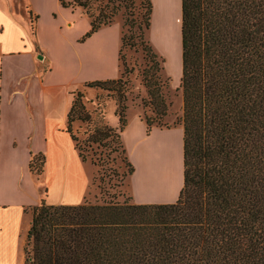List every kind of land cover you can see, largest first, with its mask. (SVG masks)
<instances>
[{
    "label": "trees",
    "instance_id": "trees-1",
    "mask_svg": "<svg viewBox=\"0 0 264 264\" xmlns=\"http://www.w3.org/2000/svg\"><path fill=\"white\" fill-rule=\"evenodd\" d=\"M91 1L60 0L87 10L91 27L81 41L103 25L90 13ZM142 2L150 28L152 1ZM144 50L152 63L143 72L150 97L144 105L161 118L167 109L159 73L164 58L149 43ZM120 60L119 78L85 85L117 93L122 132L127 106L117 85L129 70L121 52ZM181 62L184 184L178 199L51 204L42 198L25 208L31 220L24 264H264V0H182ZM90 118L77 90L65 130L82 161L72 124ZM145 120L149 134L155 119ZM124 159L132 174L134 165ZM37 160L40 175L46 159L33 155L31 170Z\"/></svg>",
    "mask_w": 264,
    "mask_h": 264
},
{
    "label": "rangeland",
    "instance_id": "rangeland-1",
    "mask_svg": "<svg viewBox=\"0 0 264 264\" xmlns=\"http://www.w3.org/2000/svg\"><path fill=\"white\" fill-rule=\"evenodd\" d=\"M81 10L90 18L86 9L81 7ZM89 11L103 22L102 27L108 26L99 35L86 38L78 44L75 43L74 37L82 33L84 28V21L81 20L78 27L72 31L64 30V33L58 35H51V33L46 32L43 48V51L48 57L52 58L54 63L51 74L52 81L72 82L75 88L71 90L73 98L74 92L77 90L83 93L86 111L89 112L91 118L86 122L82 120L74 121L72 128L86 156V161H82L81 158L78 159V155L72 149L66 160L65 170H63L64 161L58 155L51 157L48 163H43V172L40 175L36 172L42 164L41 160L35 162L31 174L28 172L16 173L14 178H10L11 182L15 184V190L11 191L9 195L13 200L25 195L26 202L30 204L28 206L39 204L42 198L46 201H55L64 193V195H68L70 192L71 194H77L80 191L83 193V202L99 204L109 201H132L128 188L131 174L129 173L127 160L124 159L127 154L123 150L124 146L119 131L120 126L114 127L119 118L116 114L117 93L104 88L88 87L85 83L83 85L81 83L86 78L108 74L98 64L97 51L102 42H111L118 45L121 40L118 56L112 48L108 50L106 67L113 68L115 75L118 74L120 69V74L117 77L119 78L123 72L120 60L121 52L129 72L124 76L126 82H122L117 86H121L122 91H124V103L127 106L126 114L133 116L139 113L145 119L146 117L155 119L153 126L160 128L182 126L183 97L180 87L182 74V62L180 65L181 18L179 19L180 30L178 32L179 46L172 53L170 61L166 53L155 42V35L159 23H161V18H167L169 15L158 14L152 30L151 27L146 28L145 26L146 8L142 0H92ZM43 21L48 22L47 16L43 17ZM81 38L79 41H81ZM87 41L89 43L85 44ZM123 42L124 46L122 47ZM147 43L152 46L160 57L164 58L159 73L164 81L162 91L167 109L166 115L161 118L156 115L151 104L144 105L145 101L150 100V97L143 79V72L152 69V63L149 62L144 50ZM46 63V59H43L40 64L45 66ZM108 127L114 128V132H107L106 128ZM95 129H99L96 134H94ZM154 139L163 143L164 148L166 146L167 149L157 151L156 154L159 153L164 157L160 160L161 164L158 165L157 161L156 164L158 167L161 165L160 167L165 169L170 167V171L175 175L176 184L179 178L177 175L179 172L177 154L179 144L177 145L176 139L168 135L158 136ZM153 140L147 148L150 151ZM165 151L170 155L169 159L167 155V161H164ZM141 162L140 177L144 179V175L147 173L145 158ZM63 181H65L64 189L62 187ZM59 188H61L62 194L59 192ZM30 220V213L25 212L21 225L22 235L19 241L12 240L9 237L0 238V264H24V246Z\"/></svg>",
    "mask_w": 264,
    "mask_h": 264
},
{
    "label": "crops",
    "instance_id": "crops-1",
    "mask_svg": "<svg viewBox=\"0 0 264 264\" xmlns=\"http://www.w3.org/2000/svg\"><path fill=\"white\" fill-rule=\"evenodd\" d=\"M151 1L152 30L158 14L169 15L167 18L162 17L163 21L168 23L176 9L178 19L181 18L182 0ZM46 16L48 22L43 21ZM81 20L84 21V28L82 33L74 37L77 44L83 42L79 39L91 27L90 18L83 13L80 6L64 7L60 0H0V238L9 237L19 241L22 235L21 225L25 208L30 204L26 202L25 195L17 200L12 199L9 194L15 190V184L10 178H14L16 173L31 174L30 161L33 155L43 154L46 163L51 157L59 155L64 161L63 170L72 149L80 159L75 142L65 130L73 101L71 90L75 88L69 81H52L54 63L43 48L46 32L58 35L64 33V30L72 31L78 27ZM107 27H101L92 36L99 35ZM120 44L121 40L118 45L111 42L100 44L97 51L98 64L108 74L86 78L81 82L82 85L91 80H106L119 76L120 69L115 75L113 68L106 67V61L108 50L111 48L113 52H117V56L119 55ZM43 59L47 62L45 66L40 64ZM119 124L118 118L114 127ZM166 135L176 139L177 145L179 144V178L176 184L165 188L162 183L169 174L165 173V169L160 171L154 155L147 148L154 138ZM121 138L135 167L129 177L128 187L132 201L138 204L175 202L184 184L183 127L154 126L148 134L147 122L142 114H128ZM144 158L147 173L142 179L140 171ZM64 184L65 181L62 184L63 189ZM58 190L62 194L61 188ZM64 194L55 201L47 202L78 204L84 200L82 191L77 194Z\"/></svg>",
    "mask_w": 264,
    "mask_h": 264
},
{
    "label": "bare ground",
    "instance_id": "bare-ground-1",
    "mask_svg": "<svg viewBox=\"0 0 264 264\" xmlns=\"http://www.w3.org/2000/svg\"><path fill=\"white\" fill-rule=\"evenodd\" d=\"M179 30H180V26H179L178 13L176 12V9H175L174 15L172 16V19L168 23L164 22L163 19L161 18V23H159V28L156 31L155 42L158 45V47L164 53H166V55L169 57L170 61H171L172 53H174L176 47L179 46V39H178ZM180 58H181V44H180ZM180 65H181V59H180ZM155 140L156 139H154L152 142L151 153L155 154L154 159H156V161L159 165V164H161L160 163L161 158L164 156H161L159 153L158 154H156V153H157V151H160V150L162 151V149H164V150H167V149H166V146L164 148L163 143H160L159 141H155ZM165 141H167V139H165ZM164 153L166 155L164 161H167V155H168V159H169L170 155L168 154L167 151H165ZM161 169H165V168L161 167ZM165 172L169 174L168 175L169 177H165V179H164L165 181L162 184V187L166 188L167 186H172L173 184H175V175H173V173L170 171V167L165 169ZM144 173H145V171H144ZM144 173H143V175H144Z\"/></svg>",
    "mask_w": 264,
    "mask_h": 264
},
{
    "label": "water",
    "instance_id": "water-1",
    "mask_svg": "<svg viewBox=\"0 0 264 264\" xmlns=\"http://www.w3.org/2000/svg\"><path fill=\"white\" fill-rule=\"evenodd\" d=\"M42 56H40V58H41Z\"/></svg>",
    "mask_w": 264,
    "mask_h": 264
}]
</instances>
